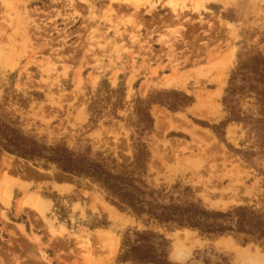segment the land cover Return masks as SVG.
Masks as SVG:
<instances>
[{
	"label": "rangeland",
	"instance_id": "obj_1",
	"mask_svg": "<svg viewBox=\"0 0 264 264\" xmlns=\"http://www.w3.org/2000/svg\"><path fill=\"white\" fill-rule=\"evenodd\" d=\"M169 1L0 0V118L35 155L100 165L154 203L264 218V0ZM98 89L123 107L98 100L93 119ZM181 94L136 126L140 98ZM135 231L173 263L264 264L257 235L147 221L92 176L0 144V264H134Z\"/></svg>",
	"mask_w": 264,
	"mask_h": 264
},
{
	"label": "trees",
	"instance_id": "obj_2",
	"mask_svg": "<svg viewBox=\"0 0 264 264\" xmlns=\"http://www.w3.org/2000/svg\"><path fill=\"white\" fill-rule=\"evenodd\" d=\"M98 90L94 101L90 105V112L93 119H96L95 104L98 100L110 101L112 98H115L114 108L123 107L125 101L122 89L119 95H115L114 93L118 92L119 89L108 90L110 95L105 98L99 96L102 90ZM172 94L178 93L172 92ZM181 95L183 99L157 98L153 95H150L148 99L140 98L138 104L147 105L143 108H141V106L138 107V122L136 126L141 128L143 132L145 130H152L153 121L149 112V106L154 103H161L172 110L182 109L192 103V99L188 95ZM19 139V135L16 131L0 118L1 146L13 152L30 157L46 158L47 160L58 163L68 172L92 176L98 180L112 196L127 204L137 216L145 218L147 221L173 222L182 226L195 227L203 232L216 234L237 231L254 234L257 235L259 239L264 240V218L244 207H240L233 211L220 212L207 210L195 204H188L185 206L160 205L147 200L145 192L139 187L132 186L128 181H122L120 175L113 174L111 171L104 168L102 169L100 165L94 164L91 166L86 163H80L77 158L64 159L57 157L53 153L55 151H42L35 155L32 152V148L19 146ZM136 157H140L139 153ZM92 167H100L102 170L100 172L91 170ZM134 235V238L126 236L123 243L121 254L125 259L133 260L134 264H180L173 263L168 259V244L163 236L148 231H135Z\"/></svg>",
	"mask_w": 264,
	"mask_h": 264
},
{
	"label": "bare ground",
	"instance_id": "obj_3",
	"mask_svg": "<svg viewBox=\"0 0 264 264\" xmlns=\"http://www.w3.org/2000/svg\"><path fill=\"white\" fill-rule=\"evenodd\" d=\"M113 1V0H112ZM119 1H121V0H119ZM170 1H171V3H170ZM169 1V3H168V5L170 6V9L172 10V11H175L176 10V7L175 6H177V5H175V6H173V4H172V0H170ZM200 1V0H199ZM136 2V1H135ZM195 2V1H194ZM201 2H203V0L201 1ZM130 3H131V1H130ZM130 3L128 2V3H120L119 4V2H118V4L121 6V7H123V8H125V9H130V8H133L134 9V15H136L137 16V18H138V16H140L141 15V11H139L140 9H139V6H137V5H135V7H131V5H130ZM139 2L137 1V4H138ZM175 3V2H174ZM140 4V3H139ZM176 4V3H175ZM198 5V4H197ZM202 7V6H201ZM122 8V9H123ZM197 10H198V8H197ZM177 11V10H176ZM128 12H129V10H128ZM254 260L256 261V262H259V261H262L263 260V257L261 256V255H256V257L254 256Z\"/></svg>",
	"mask_w": 264,
	"mask_h": 264
},
{
	"label": "crops",
	"instance_id": "obj_4",
	"mask_svg": "<svg viewBox=\"0 0 264 264\" xmlns=\"http://www.w3.org/2000/svg\"><path fill=\"white\" fill-rule=\"evenodd\" d=\"M39 176V175H38ZM64 179H61V181H63Z\"/></svg>",
	"mask_w": 264,
	"mask_h": 264
}]
</instances>
